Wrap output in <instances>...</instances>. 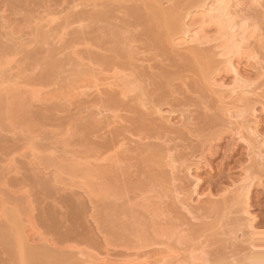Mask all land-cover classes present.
Instances as JSON below:
<instances>
[{
	"label": "rangeland",
	"instance_id": "374dc122",
	"mask_svg": "<svg viewBox=\"0 0 264 264\" xmlns=\"http://www.w3.org/2000/svg\"><path fill=\"white\" fill-rule=\"evenodd\" d=\"M157 1L0 0V264H93L107 251L122 259L139 251L158 264L169 249L177 253L165 264H236L244 254L225 235L230 228L210 231L218 221L231 224L207 196L191 206L195 218L176 199L182 187L183 201L191 195L182 163L201 154L208 140L215 145L199 173L204 194H220L243 167L255 168L199 77L203 56L215 50L197 51L201 60L171 49L167 23L154 13ZM248 1L239 0L235 22L239 17L264 36V7ZM193 2L160 3L173 13ZM254 72H248L253 84L264 88V74ZM104 75L128 91L97 92L94 80ZM157 107L186 114L189 127L166 125ZM258 116L264 134V111ZM164 150H174L169 159ZM251 204L261 232L256 260L264 264V188H254ZM28 226L38 236L32 243L22 233Z\"/></svg>",
	"mask_w": 264,
	"mask_h": 264
},
{
	"label": "bare ground",
	"instance_id": "6f19581e",
	"mask_svg": "<svg viewBox=\"0 0 264 264\" xmlns=\"http://www.w3.org/2000/svg\"><path fill=\"white\" fill-rule=\"evenodd\" d=\"M240 1L242 2V0H240ZM160 2H161V0L157 1L158 4L156 2H154V3H156V6H155L156 12H154V13H156L157 17L158 16L160 17L159 19L165 20V21L162 20L163 22H165V24L167 23V25H165V26H167V30L165 32L166 35H164V34L163 35L165 36V41L167 39L166 44L168 43L169 47L170 46L172 47L171 49H174V51L176 50V52H180L177 50H181L180 53H182V51H184V52L188 51V54L190 56L192 55L191 56L192 58H193V54H194L195 57L198 56L199 59H201V58H200L199 52H197V51H202V50L206 49V47H210V48H213L215 50L214 53L211 54L212 56L206 55V58H205V56H203L204 60L206 59L207 62L205 61V63H201V65L204 64V66L202 68L197 66L198 68H200V71H198V73L199 72L201 73V76L199 75V77H202V80L205 83L206 87L210 90V93L216 97L215 98L217 100L216 102L219 103V105L217 107H219V109H220V112H221L220 115H221V117L223 116V118L225 117V120H224L225 124H223V125L227 126L228 127L227 129H230V130L226 129V131H229L228 134L231 135L230 137H232V139H234V140L239 139L238 141L243 142V144L246 146V149L248 151L249 158L247 157V159H249L250 164H252V166L254 165L253 167L255 168L254 172H251V170L248 169L249 166L243 167L241 174L239 173L240 174L239 177L238 178L236 177V179H233V181L231 180V182L228 183V185H226L224 187L223 191L220 194H213L211 192H209V196L207 194H204V192L200 191V184L202 181H201L199 173L201 171V168L204 167L205 164H207L208 157H207L206 153L211 149V147H213V145H215L214 143L212 144L213 140H211V141L208 140L209 143L207 142L208 145L206 146V148L203 149V151L201 150L202 151L201 154L199 153V155H193V156L191 155L192 158H191V156H190V158L192 159V161H189L188 163H186V162L182 163V165H184V167L182 166L183 167L182 172H184V170H185L184 173L187 174V176L190 178V180L192 182L191 183L192 185L190 184V186H189L190 188H192V189H190L191 195H189V197H187L188 199L183 198L184 199V201H183L182 198H180V197H182L181 195H183V192H184L182 186L179 187V188L182 187L181 190L175 189L176 195L175 194L174 195L176 196V199L177 198H178V200L181 199L180 200L181 202H179V203H182L181 206L183 207V209L186 210V213H187V211H188V213H190V216H192L191 215L192 211L190 209V208H192L191 206L193 204H197L198 206H201L199 204L204 200L203 198L205 196H207L209 199V202L213 203V205L211 206V209L212 210H214V209L218 210L219 209L220 211L223 210L222 214H225L224 216L226 218H228L227 223L231 224L229 227H226L225 226L226 222L223 223L222 221H218L219 224H220V222L223 224H221V225L215 224V225L211 226L210 231H213V229H215V228H216V230H221V229L217 228V225L219 228H220V226L222 227V225H223L222 229L226 228L229 230V228H230V230L227 231L229 233L226 232V229H225L226 234L223 232L224 229H223V231H220V232H222V234H225V235H228V234H229V236L232 235L231 238L228 236L229 241L230 242L232 241L231 242L232 244L234 241L235 244L239 243V244L243 245L242 251H245V252H243L244 254L242 255V257L240 256L241 258H239V261H241V262H239L237 260L236 264H240V263H242V264H258L256 258H257V254L260 250V247H261L260 246L261 232L257 226L258 217L252 209L253 207L251 204V200H252L253 191H254L255 187L260 186V187H262V189L264 188V172L262 173V169L264 171V136H263L264 134L261 133V119L258 116V112L260 110H261V112L264 111V88H263L262 84H260V85L258 84L255 86L253 84L251 76H250V74H248V72L256 71L254 73H255V75H258L257 77H261L264 74V72H263L264 63H262V59H263L262 56L264 55L262 52V49H264V39H263L264 36L261 35L262 33L257 34L256 32L258 30L256 31V28H255V30L254 29L251 30L252 28L251 29L249 28L252 31V33H250L251 31H249L247 29V27H249V26L246 27V25H245L246 22L244 20H242V22L243 21L245 22V23L243 22L244 25L242 23L238 22V18L240 17V14L235 12V10L238 9L237 7H238V4L240 3L239 0H194V2L191 5H189L188 7L186 6V8H184V9L181 8L182 12H180L178 10H177V12H174V11H176V9L173 11V8H172L173 13H171L169 11L170 7L167 11H166V8L164 9L163 7H161L163 2L162 3H160ZM249 2L250 3L252 2V5L256 6V7H259V5L264 7V4L261 5V3L264 2V0H250V1H248V3ZM248 3H247V6L248 5L251 6ZM253 3L258 4V6L256 4H253ZM243 4H246L245 1ZM241 9H242V7H241ZM236 13L238 15H236ZM236 16H239V17L237 18V20L235 22ZM155 20L157 21L158 19L155 17ZM239 21H241V20H239ZM164 29H165V27H164ZM245 31L247 33L246 36L244 35ZM254 31H256V32H254ZM238 34L241 36H238ZM261 36H263V37L261 38ZM253 43L255 44V46ZM210 48H207V49H210ZM243 48L246 49V51L242 50ZM206 50H205V52H208ZM210 52H212V51H210ZM200 53L202 54V52H200ZM203 54H204V52H203ZM133 57L135 58V56H133ZM142 57H144V56H142ZM201 60L198 62L200 63ZM208 62H209V64H208ZM199 63H198V65H199ZM243 71H245V73ZM228 73H230L232 75V77H231V79L233 78L232 81H230L229 77L227 76ZM259 74H260V76H259ZM103 77H104L103 80H101L99 78L100 80L96 81V79H95L94 85L92 84L96 88L97 92L98 91L100 92V90L103 87H107V88H110L113 90L115 87L118 88V87L124 86L123 85L124 83H119L118 82L119 80L117 78L115 79L114 76H110V75L105 76L104 75ZM255 79H257V78H255ZM202 80H201V82H202ZM101 81H103V82H101ZM125 87L126 86H124V88ZM131 88H133V86H130V90H132ZM125 89L128 91L129 87H127ZM96 90H95V92H96ZM124 93H126V92L124 91ZM75 94L78 95L77 93H75ZM218 103H216V104H218ZM258 106L260 109L258 108ZM175 112H176L175 110H171L170 108L164 109V108H160V107L158 108L157 107V109L155 110V114L156 113H157V115L160 114L159 115V117H161L160 119L163 120V118H164L163 121L166 125L168 124V125H170V127H175V126L178 127V125H179V127H181V126L186 125L185 128L189 127L186 124L188 121L183 122L186 119V116H184L186 114L183 113L184 114L183 117H185V118L182 119L181 115L178 116ZM217 112H218V110H217ZM165 120L167 123L165 122ZM191 123L192 122H190V124ZM182 124H184V125H182ZM186 130H188V129H186ZM206 141L207 140H205V142ZM167 147L171 148L170 146H167ZM165 151L166 150H164V152ZM173 151H170L169 153L165 152V154L166 153L168 154V156L164 155V156H166V159H169L171 154H173V153H171ZM194 154H196V153L194 152ZM152 156H154V154ZM193 158L195 160H193ZM252 160H253V163L255 162L256 164H253ZM166 161H168V160H166ZM170 161H172L171 158H170ZM167 163H169V162H167ZM171 164H169V167L171 166L170 168H174V170H175V167L177 165L176 166L174 165L175 167H172ZM258 166L261 167L262 169L260 170ZM256 167L259 170H257ZM170 172H172V171H170ZM174 172L175 171H173L172 173L174 174ZM177 173H179V172H177ZM178 180H179V178H176L174 175L173 183L174 182L176 183ZM180 181H182V180H180ZM176 188H177V186H176ZM184 196L185 195H183V197ZM212 196H214V198L219 197V199H213ZM176 199H174V200H176ZM233 207H234V209L235 208L236 209L235 210L232 209ZM230 212H231V215H232V213H235V214H233L235 216V218L231 217V216H230L231 218L229 217ZM192 217L195 218L194 216H192ZM222 219L225 220V218H223V217H222ZM229 219H232L231 222H228V221H230ZM12 220L14 221V219H12ZM186 220H188V219H186ZM195 221H196V219H195ZM212 224H214V223H212ZM229 224H227V225H229ZM207 225H209L208 227L210 228L211 223L207 224ZM207 225H206V227H207ZM189 226H191V225H189ZM208 227H207V230H209ZM216 230H214V231H216ZM210 231H208V232H210ZM22 233H23L24 241L27 243H30V242L32 243L38 239V236H36L37 233L34 230V227H32V226H28V227L24 228ZM216 233H218L217 236L221 234V233H219V231H217ZM216 233H213V234H216ZM169 237L171 238L172 236H169ZM211 237H213V236H211ZM228 238H227V240H228ZM153 241H155V240H153ZM48 242H50V241H48ZM152 242L150 245H153ZM165 243L168 244V242H165ZM11 245L12 244H10L9 246H11ZM155 245H157V244H155ZM171 246L172 245H170V247ZM168 247H167V249H168ZM138 248H140V246ZM175 248H176V246H175ZM136 249L137 248H135V250ZM239 250H241V249H239ZM138 252H136V254H134L135 252L132 254L134 256V258L132 255H128V257L131 256L130 259L127 257H126V259L125 258L122 259L123 257L118 258L119 256L118 257L113 256L114 254L112 255L111 254L112 252L108 253V251H107V254L102 253V255H103L102 257L100 255H99L100 257L99 256L96 257L94 260V263L96 262L95 264H98V263L99 264H149L148 258L146 257L145 259H142L141 254H139ZM233 252H234V250H233ZM176 253L177 252L174 251V249H173V251L170 249H169V251L168 250L163 251L162 253H159L160 256L159 257L157 256L158 258L155 260V262L158 264L169 263V262H166L167 259L169 257L173 258ZM232 256H234V255H232ZM235 256H234V258H235ZM192 257H194V256H192ZM195 259L197 260L196 257H194L193 260H195ZM151 260H153V259H151ZM205 260H203V261L205 262ZM199 261H201V260H199ZM220 262H222V259L220 260ZM230 262L232 264L231 260H229L227 263L230 264ZM198 264H200V263H198ZM233 264H234V262H233Z\"/></svg>",
	"mask_w": 264,
	"mask_h": 264
}]
</instances>
